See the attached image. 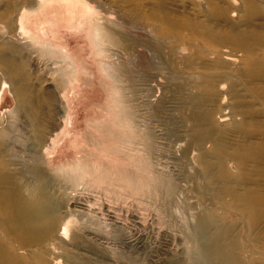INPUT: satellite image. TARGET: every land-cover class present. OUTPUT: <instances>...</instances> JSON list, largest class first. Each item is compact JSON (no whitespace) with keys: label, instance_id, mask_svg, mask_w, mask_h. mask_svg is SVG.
Instances as JSON below:
<instances>
[{"label":"rangeland","instance_id":"374dc122","mask_svg":"<svg viewBox=\"0 0 264 264\" xmlns=\"http://www.w3.org/2000/svg\"><path fill=\"white\" fill-rule=\"evenodd\" d=\"M34 1L0 0V30L14 33L12 18L19 9H26L25 6ZM92 1L99 5L100 21L106 24L110 35L103 37L106 51L100 56L101 63L113 60L120 63L116 73L121 74L119 87L123 85V90L119 94L113 88L119 95V99L116 95L118 101H114L117 105L124 103L125 113L129 112L125 114L126 119L135 114L145 121L153 132L151 138L156 148L151 147V154L144 152L137 126L123 128L126 134L117 145L120 152L111 155L102 145H87L85 156L92 159L93 154H99L103 170L99 174L101 181L87 187V195H93L89 202L95 206L112 205V214L118 213L116 215L121 217L115 215L116 218L107 220L99 215L101 237L86 235L82 238L83 244L78 246V240L73 241L69 236L73 230L79 231V220L73 216L71 222H67V238L61 239L55 233L39 235L42 240L27 242L18 251L25 253L27 261L33 264H42L36 257L38 254L44 255L47 264H226L227 259V264L240 261L243 263L239 264H264V154L259 155L261 150L255 147L263 145L264 152V44H254L250 51L245 46L246 42H251L252 32L264 36V10L247 18L246 5L241 0H237L235 6L234 0H164L161 8L166 16L180 25L173 28L182 34L178 42L181 47L176 49L173 40L178 36L167 34L160 21L157 26L153 25L151 14L159 13L156 0ZM74 2L80 7L96 6L90 0ZM217 4L224 8V14L215 7ZM33 52L32 48L0 46V56L4 53L3 56H10L7 60L18 67L17 73L4 70L2 74L18 94L20 92L19 103L13 101L12 105L29 107L30 100L39 99L35 107L40 118L34 121V131L28 130V137L40 143L45 142L59 124L60 109L55 97L60 88H55L60 84L51 79L48 64L40 59L43 56ZM151 76L156 78L155 82L151 81L154 80ZM8 87L13 99L15 90ZM112 91L110 94L115 98ZM48 111H52L50 117ZM6 114L1 111L0 117L8 119ZM18 121L22 125L30 123L21 112ZM138 124L143 128L140 122ZM74 143H70L73 154L77 148V142ZM247 144L251 146L248 150L251 157L239 164L235 155L240 151L245 153ZM228 165L235 166L234 170ZM116 167L122 172L114 171ZM56 175L50 170L47 181H52ZM159 178L166 182L165 190L155 188ZM129 179L134 183H128ZM238 182L241 185H237ZM62 187L57 186L58 197L63 193ZM245 187L251 194H260L263 198L254 212L249 205L235 203L228 194L231 188L242 191ZM87 221L89 225H96L90 218ZM208 233L220 240L225 257L211 255L208 258L201 251L198 243L205 244ZM55 243L66 252L67 260L55 261L56 255L49 251Z\"/></svg>","mask_w":264,"mask_h":264},{"label":"bare ground","instance_id":"6f19581e","mask_svg":"<svg viewBox=\"0 0 264 264\" xmlns=\"http://www.w3.org/2000/svg\"><path fill=\"white\" fill-rule=\"evenodd\" d=\"M90 1L95 4L94 1ZM163 2L164 0H156V7L159 13L151 14V19L154 21L153 25L157 26L156 23L160 21L162 23L160 25L166 28L167 34L178 36V39L173 41L176 43L175 48L180 49L181 43L178 42H181L182 34L180 35L178 31L173 30L175 27L179 28L180 25H178L175 20L166 16V13L161 8ZM241 3L246 5L244 10L247 11V18L264 10V0H241ZM232 4L234 6L238 5L237 0L232 1ZM217 5H215V7L219 8L218 11H220V14H224V8ZM86 6L80 7L74 0H53L47 3L43 0H35L33 4L30 3V5L25 6L26 9H19L17 14L12 18L15 24L14 33L12 32V34H10L8 31H5L3 28L6 29V27L2 28L4 31L0 30V46L11 45L13 47H22L23 49H34V52L43 56V59H40L45 61L44 64H48L47 68L52 72L50 74L51 79L57 84H60V87L56 85L55 89L60 88V90L63 91L59 93V90L55 97L56 99L54 98L56 102L58 101L60 109L58 114L59 118L56 117L59 121L57 128L50 132L47 139L44 140L45 142L40 141V143H37L35 139L30 140L28 137V130L33 132L35 129L34 121L40 118V115H37L40 112H38L36 109L37 107H35V104H39V99L37 98L38 101H35V99L30 100L28 102L30 104L29 107L23 105L21 108L20 105L15 106V103L12 105L13 101L19 103L20 92L18 94L15 88L11 86L12 84L10 85V82L8 83L9 80L4 79V75L2 74H4V70L17 73L18 67L16 68L17 65L8 61L9 59L7 57L10 56H3L5 53H2L3 55L0 56V113L4 111L8 116V119L5 118L6 121L4 118L0 117V264H33L27 261L25 253L19 252L18 250L22 249L23 245L27 244V242L31 241L38 243L42 240L39 239V235L49 236L55 233L61 239L67 238L69 234L67 222H71L73 216V218L79 220L77 222L79 231L75 232L76 230H73L69 236H71L73 241L78 240V246H80V244H83L81 241H84L82 238L86 235L93 236L94 238L101 237L98 229L99 222L101 223L99 215H102L104 219L112 220L113 217L118 214H112V205L105 203L98 206L96 203L97 206H95V203L90 204L89 202L91 199L90 195L92 194L87 195V187H93L96 182L101 181L99 174L103 170L101 160H98L99 154H93L92 159L85 156L86 154L84 153L86 152L87 145H102L110 154L120 152L117 145L122 142L123 136L126 134L123 128L127 127L130 129L133 126L135 128L137 126L136 132H138L141 137L138 139L140 144L143 145L144 152L151 154V147H155L154 140L151 138L153 132H150V129L147 128L148 125L145 124V121L143 122V120L139 119V116L135 114L133 118L126 119L125 114L129 112L125 113L123 109L124 105L122 106L124 103H122V101L119 102L118 105L120 108L115 103V101H118L119 95L112 91L113 88L114 91L117 93L119 92V94L120 92L122 93L123 90L122 84V86L119 87V78L121 74L116 73L117 70H120V63L113 59L112 63H101V57H103L106 51L103 47V37L109 38L110 35L108 34L109 32H106V24L104 25L100 21L102 17L98 9L100 8L99 5L93 8ZM168 26H172V28ZM249 40L251 42H246L247 45H245L248 51L251 50L252 46H255L254 44H264V36L259 33L252 32ZM237 44L239 45V43ZM10 50L16 51V49ZM246 52L247 51H243V53ZM12 57L16 56L12 55ZM13 60L11 59V61ZM26 63L27 62H25V64ZM247 63L250 65L251 61L248 59ZM19 69L21 72V68ZM24 72L23 74H25ZM26 76L28 75L26 74ZM22 77H25V75ZM150 78L154 79L151 81L155 82L156 78L153 76ZM153 82L150 83L151 86L154 85ZM8 85L11 89L15 90L13 92V99L12 92L8 91ZM146 85L148 84L146 83ZM110 91L115 94V98H112ZM50 97H53V95L50 94ZM109 98H112V100H109ZM120 98L123 100L124 94H122ZM152 102L153 101L150 99L149 103ZM133 110L132 113L134 112ZM20 112L24 114V116H27V120L30 121V123L26 122L24 125L19 123L20 120L18 121V117H20ZM49 113H52V111H48V117L51 116ZM96 115H99V117L96 118ZM224 117L225 116H223V118ZM139 122L143 125V128H139ZM128 129L127 132H129ZM156 136L154 135V137ZM74 141L77 142V148L76 152L73 154L71 153L72 146L70 147V143H74ZM260 145L255 147L261 150L259 155H263V145ZM250 147L251 146L247 144L244 149L248 151ZM246 151H244L245 153L240 151L238 155H235L237 157L235 159L238 160L239 164L244 163L245 158L251 157L250 152ZM210 164H212V162L209 163V165ZM221 164L224 165L223 162H221ZM113 166H115V164ZM228 166L233 168L232 170L235 168V166ZM50 170L57 174L56 178L50 181L51 183L49 180L47 181V175ZM113 170L118 173L122 172L121 170L119 171L117 167L116 170ZM135 177L137 176L135 175ZM239 179L242 182V178L240 177ZM159 180L160 181L155 183V188H159L160 191L165 190L166 182L162 181L161 178H159ZM128 183H134V181L129 179ZM61 185H63V193L58 197L59 195L56 193L57 186ZM237 185H241V183L238 182ZM67 186L68 190L65 192ZM250 192L251 191L246 189V187L242 191L231 188L228 194L231 195L230 197H232L235 203H242L244 207L249 205L254 212L255 206L258 205L263 198H261L260 194L253 195ZM58 198L61 200L63 199V202ZM75 207L78 209H75ZM62 208H64V211H62ZM259 212H261V210H259ZM117 217L119 218L121 216L119 215ZM88 218L94 220L96 225H89L87 221ZM206 238L207 242L205 244L200 245L198 243L201 247V251L206 253L205 255L208 258L211 255L217 258L225 257V255L223 256V247L217 236L208 233ZM57 246H60L59 243L52 244L49 249L50 253L56 255L55 261H59L60 258L67 260L65 256L66 252ZM43 256V254H38L36 257L42 264H47L44 262ZM228 258H231L230 254H228Z\"/></svg>","mask_w":264,"mask_h":264}]
</instances>
